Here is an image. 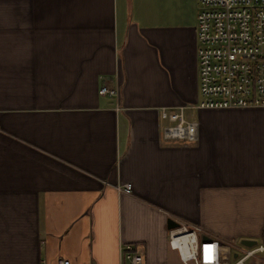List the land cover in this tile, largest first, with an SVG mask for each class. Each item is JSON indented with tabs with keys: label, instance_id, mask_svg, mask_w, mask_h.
Wrapping results in <instances>:
<instances>
[{
	"label": "crops",
	"instance_id": "crops-1",
	"mask_svg": "<svg viewBox=\"0 0 264 264\" xmlns=\"http://www.w3.org/2000/svg\"><path fill=\"white\" fill-rule=\"evenodd\" d=\"M196 0H0V264H180L168 221L264 234V109L200 101ZM102 87L116 97L100 96ZM131 185L130 191L123 187Z\"/></svg>",
	"mask_w": 264,
	"mask_h": 264
},
{
	"label": "built area",
	"instance_id": "built-area-1",
	"mask_svg": "<svg viewBox=\"0 0 264 264\" xmlns=\"http://www.w3.org/2000/svg\"><path fill=\"white\" fill-rule=\"evenodd\" d=\"M198 93L192 107L163 109L160 117L168 125L166 141H196L197 123L187 120L194 110L264 109V0H196ZM100 96L116 97L107 87ZM130 191L131 185L123 187ZM198 227L179 224L168 231V247L180 264H251L264 246L229 250ZM127 264H145L141 253L125 246ZM63 264V263H60Z\"/></svg>",
	"mask_w": 264,
	"mask_h": 264
},
{
	"label": "rangeland",
	"instance_id": "rangeland-1",
	"mask_svg": "<svg viewBox=\"0 0 264 264\" xmlns=\"http://www.w3.org/2000/svg\"><path fill=\"white\" fill-rule=\"evenodd\" d=\"M241 239L235 238L231 240L230 242H226L224 245L233 252H239L242 249L241 246ZM256 242V246L263 245L264 246V237L257 238L254 240ZM251 264H264V253L258 254L256 258L252 259Z\"/></svg>",
	"mask_w": 264,
	"mask_h": 264
},
{
	"label": "water",
	"instance_id": "water-1",
	"mask_svg": "<svg viewBox=\"0 0 264 264\" xmlns=\"http://www.w3.org/2000/svg\"><path fill=\"white\" fill-rule=\"evenodd\" d=\"M176 227H178V224L176 222H174L173 220L168 221V230L174 229ZM204 239H207V237ZM255 245H256V242L254 240H242L241 241V246L243 247L251 248V247H254Z\"/></svg>",
	"mask_w": 264,
	"mask_h": 264
},
{
	"label": "trees",
	"instance_id": "trees-1",
	"mask_svg": "<svg viewBox=\"0 0 264 264\" xmlns=\"http://www.w3.org/2000/svg\"><path fill=\"white\" fill-rule=\"evenodd\" d=\"M263 237H264V234H263Z\"/></svg>",
	"mask_w": 264,
	"mask_h": 264
}]
</instances>
